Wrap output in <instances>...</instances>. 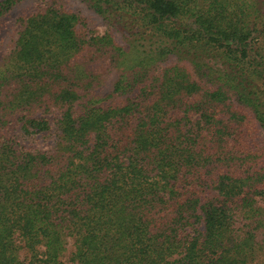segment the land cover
I'll list each match as a JSON object with an SVG mask.
<instances>
[{
  "label": "trees",
  "instance_id": "16d2710c",
  "mask_svg": "<svg viewBox=\"0 0 264 264\" xmlns=\"http://www.w3.org/2000/svg\"><path fill=\"white\" fill-rule=\"evenodd\" d=\"M83 1L125 46L46 1L0 61V264H264V0Z\"/></svg>",
  "mask_w": 264,
  "mask_h": 264
},
{
  "label": "rangeland",
  "instance_id": "374dc122",
  "mask_svg": "<svg viewBox=\"0 0 264 264\" xmlns=\"http://www.w3.org/2000/svg\"><path fill=\"white\" fill-rule=\"evenodd\" d=\"M3 0H0L2 2ZM46 1L50 4H57L64 7L67 11L73 12L83 18L82 22L84 25H81L79 29H82L83 33L88 37L99 35L103 36L107 33L111 34L115 41L121 45L125 46V41L118 29L106 20H104L100 15H98L86 2L83 0H22L18 6L5 18H0V61L1 65L8 63L13 55L16 44L19 38L21 31L23 30L22 22L23 19L28 15L35 14L38 12L39 7L46 6ZM181 66L188 71L193 72V67L185 62L179 61L175 58L169 59L166 63H162L160 67L157 68L156 74H160L163 69L172 66ZM111 67L108 63L103 64V66H98V70L102 73H105L103 70ZM118 69L114 68L112 73L108 76H104V84L101 88V94L106 95L111 91L112 84L117 78ZM113 99V100H112ZM110 102L119 103L124 97H116V99L112 98ZM109 104V103H108ZM253 146H256L255 149L258 150L261 154L259 157V161H264V133L259 127H257V131L253 135ZM53 141L50 139H45L41 136H32L30 138H26L25 144L26 146L32 145L35 148L48 149L53 147ZM72 249V248H70ZM21 257L27 258L29 257L28 253L25 251L21 252ZM64 264H77L70 260V256L68 252L66 253V257L63 259Z\"/></svg>",
  "mask_w": 264,
  "mask_h": 264
}]
</instances>
